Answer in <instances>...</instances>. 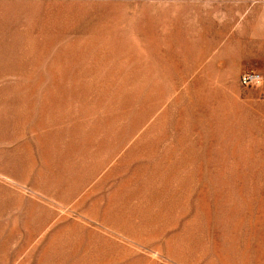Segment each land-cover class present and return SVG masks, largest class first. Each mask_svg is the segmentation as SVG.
I'll return each mask as SVG.
<instances>
[{
    "label": "rangeland",
    "instance_id": "374dc122",
    "mask_svg": "<svg viewBox=\"0 0 264 264\" xmlns=\"http://www.w3.org/2000/svg\"><path fill=\"white\" fill-rule=\"evenodd\" d=\"M0 264H264V0H0Z\"/></svg>",
    "mask_w": 264,
    "mask_h": 264
},
{
    "label": "built area",
    "instance_id": "2783aa9c",
    "mask_svg": "<svg viewBox=\"0 0 264 264\" xmlns=\"http://www.w3.org/2000/svg\"><path fill=\"white\" fill-rule=\"evenodd\" d=\"M261 76L255 72H247L241 77V83L245 86L258 83Z\"/></svg>",
    "mask_w": 264,
    "mask_h": 264
}]
</instances>
